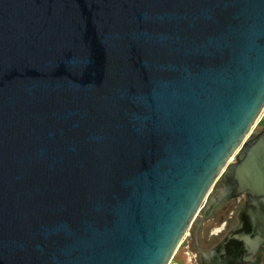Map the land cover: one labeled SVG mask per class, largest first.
Masks as SVG:
<instances>
[{"label": "water", "instance_id": "1", "mask_svg": "<svg viewBox=\"0 0 264 264\" xmlns=\"http://www.w3.org/2000/svg\"><path fill=\"white\" fill-rule=\"evenodd\" d=\"M263 109L264 0H0V264L252 262Z\"/></svg>", "mask_w": 264, "mask_h": 264}, {"label": "flooded vegetation", "instance_id": "2", "mask_svg": "<svg viewBox=\"0 0 264 264\" xmlns=\"http://www.w3.org/2000/svg\"><path fill=\"white\" fill-rule=\"evenodd\" d=\"M244 201L245 194L228 199L202 223L199 229L198 243L203 251H207L222 243L228 232L238 225L239 212ZM193 230L189 246L192 255V262L194 264H201L200 256L194 245ZM244 264H264V246L258 251L252 262Z\"/></svg>", "mask_w": 264, "mask_h": 264}, {"label": "rangeland", "instance_id": "3", "mask_svg": "<svg viewBox=\"0 0 264 264\" xmlns=\"http://www.w3.org/2000/svg\"><path fill=\"white\" fill-rule=\"evenodd\" d=\"M264 124V109L259 117V120L257 121L256 125L252 129V134H255L260 130V128ZM200 214L198 213L196 215V218H199ZM192 230H193V224L189 227L186 234L184 235L183 239L181 240L179 246L177 247L173 257L170 260V264H175L180 259V256L183 255L184 251L187 249H190V241L192 236Z\"/></svg>", "mask_w": 264, "mask_h": 264}, {"label": "crops", "instance_id": "4", "mask_svg": "<svg viewBox=\"0 0 264 264\" xmlns=\"http://www.w3.org/2000/svg\"><path fill=\"white\" fill-rule=\"evenodd\" d=\"M175 264H194L192 262V255L190 249L185 250L183 255L180 256V259Z\"/></svg>", "mask_w": 264, "mask_h": 264}]
</instances>
